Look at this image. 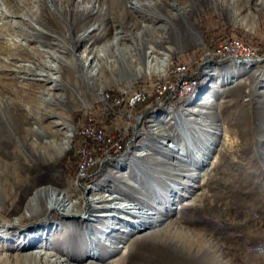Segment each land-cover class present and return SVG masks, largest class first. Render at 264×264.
I'll return each mask as SVG.
<instances>
[{"label":"rangeland","instance_id":"374dc122","mask_svg":"<svg viewBox=\"0 0 264 264\" xmlns=\"http://www.w3.org/2000/svg\"><path fill=\"white\" fill-rule=\"evenodd\" d=\"M32 1L37 8L38 3ZM53 1L47 0L51 8H54ZM146 1L151 6L145 9V15L135 13V19L130 15L125 24H118L116 21L103 23L98 27L103 29V32L99 30L92 36H88L89 32L94 25H99L98 21L91 22L86 14L76 13L75 27L79 29L86 24L78 34H87V39L73 48L68 40L76 33L71 31L70 26L66 28L68 39L65 35L53 32L50 29L52 21H49L44 9L42 22L24 17L29 19L32 26L44 32L43 34L51 36L57 48H72L75 50L70 54L73 58L74 53L87 57L85 67L76 72L84 81L70 82L64 72V81L60 82L59 86H55V82L47 83V87H52L50 92L38 94L39 105L52 116L47 122H52L50 130L43 128L41 139L46 142L54 140V137L59 138L64 147L65 150L61 153L54 149L53 164L55 170L63 175L65 187L73 184V201L90 198L91 187L95 190L115 188L118 182L112 174L116 169L122 168L121 172H145L150 175L153 155L165 157L164 150L160 147L179 145L181 138H185L190 146L207 142L209 146L205 147L204 155L194 150L193 156L197 164L190 166L194 167V170L185 171L194 174L195 178L183 175L179 181L172 183L173 188L180 185L183 193L179 191L181 196L171 207L165 209L156 197L142 196L152 199L157 206L168 210L169 214L174 212L184 215L190 211H180L178 208L193 198L191 190H201L197 187L202 181L200 174L210 168L211 162H203L202 155L204 157L206 152L214 153L215 150L212 149L222 143L225 134L228 139L236 136L237 125L233 120L238 114L248 110L244 106L247 103L254 109L252 121L261 127L257 157L261 164H264V0H242L237 4L219 3L214 0H185L188 7L185 11H179L176 17H172L169 12L172 0ZM12 2H18L29 12L28 4L24 0H0V25L9 19L17 25L16 29L22 28L29 33L30 27L17 22L20 17L10 13L12 9L9 10L8 7ZM172 11L178 13L175 9ZM2 12L11 16L5 19L1 17ZM57 18L60 22L64 21V16L60 13ZM119 30L122 31L120 34ZM158 37L160 40H157ZM7 38H16V33H10ZM18 40L26 43L22 38ZM31 45H36L46 52H54L53 45L39 34H36ZM117 47L124 49L127 60H121L116 67H111L119 56L116 53ZM86 48L89 51L86 52ZM152 50L155 51L151 56L153 61L157 62L158 58L168 56L165 67H150L148 58ZM63 55L71 57L68 54ZM23 57L27 55L15 60V64H31ZM45 60L52 62L48 54ZM36 69L45 72L41 68ZM49 72L52 77L60 75ZM205 96L211 97L210 102L201 103L206 101ZM247 113L249 111L245 114ZM31 125L38 127L34 120ZM167 127L173 130H167ZM162 128H166L165 134H160ZM205 130L208 131L204 133ZM199 147H203V144ZM26 152L32 161H36L30 150ZM183 157L186 158L185 155ZM162 170H166L165 167L160 169ZM154 177L156 176H151V180ZM187 179L188 182L184 183ZM232 182L227 183V189L238 186ZM248 183L249 186L252 185V181L249 180ZM185 184L188 186L187 190L182 188ZM40 186L51 185L47 182ZM113 195L118 194L113 192ZM238 195L241 205H244L240 211L262 221L264 186L252 193L248 188H244ZM30 197L32 193L24 197L19 204L25 214L30 213V209L25 205L26 199ZM12 200V197L9 198L0 191V264H54L56 261H59L58 264H134L137 260L143 261L144 256H150L148 264H160L148 252L147 244L137 245L133 241H124L126 237H130L128 232H121L122 237L119 240H106V233L110 232L105 229L103 233L98 234L101 241H70L67 234L72 233L74 229L59 224L60 220H71L70 217H63L60 210H55L42 212L38 217L21 218L22 212L13 208ZM127 200L129 202L126 204L138 201L132 197ZM95 214L88 213L85 218H95ZM157 215L160 214H155ZM172 217L174 215L170 216ZM131 227L122 226V229ZM38 228L42 229L37 230ZM147 231L149 229L140 233L145 234ZM38 232L44 234L45 241H13L14 238L20 239L23 235ZM86 233L87 239L93 236L88 231ZM263 233H255L245 228L240 232L243 240L234 238L230 241L212 242L228 264H237V256L245 261L251 259L253 263L264 264ZM252 234L257 238L250 239ZM45 246L52 247L54 255H35L36 250ZM156 257L161 258L162 255L157 254ZM206 262L207 255L198 252L178 260V264Z\"/></svg>","mask_w":264,"mask_h":264},{"label":"bare ground","instance_id":"6f19581e","mask_svg":"<svg viewBox=\"0 0 264 264\" xmlns=\"http://www.w3.org/2000/svg\"><path fill=\"white\" fill-rule=\"evenodd\" d=\"M214 1L237 4L242 0ZM24 2L28 4L29 12H26L18 2L9 3L8 9H12L10 12L12 16L20 17L17 22L30 27L29 33L22 28L21 30L16 29L17 25H14V22L12 23L9 19L0 25V191L9 198H13L12 206L19 212L23 211L22 207H19L21 200L32 193V197L26 199L25 203L26 208L30 209V213L22 212L21 218L38 217L42 212L60 210L59 212L63 217L71 218V220H60L59 223L64 227L74 229L72 233L67 234L70 241H101L98 234L103 233L105 229L110 232L109 234L106 233V240H119L122 237L121 232H128L130 237H126L124 241H133L137 245L147 244L149 246L148 252L160 264H178L181 257L192 256L197 252L207 255L206 264H228L220 256L221 254L212 241H230L234 238L243 240L240 232L245 228L255 233L264 232V218L262 221H258L252 215L240 211L244 205H241L242 202L238 198V194L244 188H248L252 193L255 189L264 186V164L262 165L257 157L261 127L252 121L254 109L250 103L244 104L246 109L248 108L246 112L249 111V113H240L233 120V123L237 125L236 136L228 139L225 134L222 143L217 144L218 146L216 145L212 149L215 150L214 153L206 152L207 155L203 157L205 147L209 146L207 142L190 146L185 138H181L179 145H170V148L160 147L164 150L163 155L165 157L153 155L150 175L145 172L137 174L131 171L121 172L122 168L116 169L112 174V177H116L118 182L115 188L95 190L91 187L90 198H79L73 201L75 197L71 193L73 184L66 188L63 175L55 170L53 164L54 149L61 153L65 150L64 147L59 138L54 137V140L50 139L51 141L46 142L41 139L42 129L50 130L52 122H47L52 116L48 110H43L39 105L38 94L43 95L48 91L50 92L52 87H47V83L55 82V86H59L60 82L64 81V72H66L70 82L72 80L84 81V78L79 74L77 75L76 72L79 68L85 67L84 62L87 57L77 56L74 53L75 58H73L70 55L75 51L72 50L73 46L78 47L87 39V34H78L86 24L79 29L75 27L74 15L76 13L86 14L91 22L92 20L98 21L99 25H94L89 32L88 36H92L99 30L103 32V29L98 28L103 23L116 21L118 24H125L130 15H133L134 19L136 18L135 13L145 15V9L149 8L151 4L146 0H72V3L71 0H54V8H51L47 0H35L38 3L37 8H35L32 0H24ZM187 3L185 0H172L169 5L171 16L176 17L179 15V11H185L188 7ZM42 9H44L49 21H52L50 29L53 32L66 36V28L70 26L71 31L76 33L70 39L71 41L68 40L71 49L61 50L57 48V44L53 43L51 36L47 33L43 34L44 32L32 26L29 19L24 18L28 16L31 20L42 22ZM173 9L177 10L178 13H174ZM58 13L64 16L63 22L58 20ZM10 16L4 12L1 13V17L5 19ZM12 32L16 33V38H11L13 41L7 38ZM121 32V30L118 31L119 34ZM35 33L42 35L44 40H48L50 45H53L54 52H46L36 45H31V41L36 38ZM125 35H121V37L126 38ZM18 38H22L26 43L18 40ZM66 38L68 39L67 36ZM157 40H160V37ZM117 50L118 52H115L119 56L116 63L110 65L111 67H116L118 62L126 59V55L123 53L124 49L117 47ZM85 51L87 52L89 49L86 48ZM154 52L152 50L148 58L150 67L155 69L165 67L168 56H162L156 62L151 58ZM63 53L71 57L63 55ZM46 54L52 59L51 63L45 60ZM22 55H27L23 58L29 60L31 64L16 65L14 61ZM155 57L153 56V58ZM36 68H41L46 73L39 72ZM49 71L60 75L52 77ZM204 99L206 101H201V103L210 102L211 97L205 96ZM42 101L44 102L43 99ZM33 120L38 124V127L31 125ZM164 129L166 130V128ZM164 129L160 130V134H165ZM167 130H173V128L167 127ZM202 144L203 147H199ZM26 150H30L34 154L36 161L31 160ZM194 150H198L200 154L203 153V162L209 161L211 163L210 168H206L200 174L202 181L197 187L201 190L198 192L191 190L193 198L178 208L180 211L189 210L190 213L181 215L170 212L169 214L168 210L157 206L152 199L142 198V196H153L160 199L165 209L171 207L183 193L180 185L173 188L172 183L179 181L183 175L188 178H195L194 174L185 173V171L194 170V167L190 166L197 164V160L193 156ZM184 155L186 158L183 157ZM163 167L166 170L160 171ZM151 176L156 177L151 180ZM249 180L252 181L251 186H249ZM232 181L236 183L235 186H238L227 189V183ZM47 182L51 186H40ZM187 182L188 179L184 183ZM187 187L185 184L182 188L187 190ZM34 189L35 191H32ZM113 192L118 195H113ZM129 197L136 198L138 201L126 204L129 202L127 200ZM148 209L152 211H148ZM88 213L91 215L96 213L95 218H85ZM155 214L160 215L155 216ZM172 215L174 217L170 218ZM130 225L132 226L130 229H122V226ZM109 227L113 228L110 230ZM41 229L38 228L37 230ZM144 229H149V231L141 234L140 232ZM87 231L89 234H93L91 238L87 239ZM47 233L49 234V232ZM134 234L137 235L131 238ZM22 237L20 239L14 238L13 241H45L44 234L39 232ZM256 238L253 234L250 236V239ZM47 249L50 250L47 251ZM224 249H226L225 246ZM35 252L37 256L40 254L54 255L50 246H45ZM157 254H161L162 257L157 258ZM92 255L94 254L92 253ZM149 257L144 256L143 261L137 260L134 264H148ZM237 257L238 259L235 260L237 264H256L251 259L245 261L240 256ZM58 262L56 261L54 264H58Z\"/></svg>","mask_w":264,"mask_h":264}]
</instances>
